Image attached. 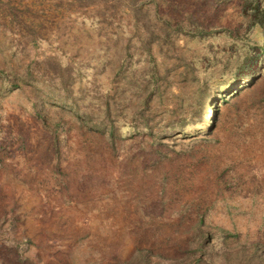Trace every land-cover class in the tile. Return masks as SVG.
I'll return each instance as SVG.
<instances>
[{
    "label": "rangeland",
    "instance_id": "obj_1",
    "mask_svg": "<svg viewBox=\"0 0 264 264\" xmlns=\"http://www.w3.org/2000/svg\"><path fill=\"white\" fill-rule=\"evenodd\" d=\"M255 4L0 0V264H264Z\"/></svg>",
    "mask_w": 264,
    "mask_h": 264
},
{
    "label": "trees",
    "instance_id": "obj_2",
    "mask_svg": "<svg viewBox=\"0 0 264 264\" xmlns=\"http://www.w3.org/2000/svg\"><path fill=\"white\" fill-rule=\"evenodd\" d=\"M249 10H250L249 18L251 25L261 27L264 23V10H261L260 5H256V4L253 5ZM252 66H253L252 55L251 53L246 54L243 58V67L248 72L241 77L242 79L239 78L240 80L237 81H243V80L247 81V79L253 78L254 75L249 73L250 71H252ZM202 85L203 86L207 85L205 80L202 81ZM218 94L220 95L221 92L219 91ZM220 100H224V99L221 98ZM212 124L214 125V122H212Z\"/></svg>",
    "mask_w": 264,
    "mask_h": 264
}]
</instances>
